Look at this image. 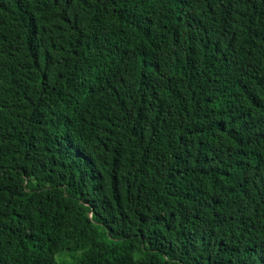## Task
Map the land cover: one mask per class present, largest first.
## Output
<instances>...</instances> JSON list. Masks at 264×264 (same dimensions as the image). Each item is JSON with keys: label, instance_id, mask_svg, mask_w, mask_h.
I'll list each match as a JSON object with an SVG mask.
<instances>
[{"label": "trees", "instance_id": "trees-1", "mask_svg": "<svg viewBox=\"0 0 264 264\" xmlns=\"http://www.w3.org/2000/svg\"><path fill=\"white\" fill-rule=\"evenodd\" d=\"M0 264H264V0H0Z\"/></svg>", "mask_w": 264, "mask_h": 264}]
</instances>
